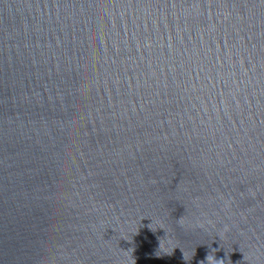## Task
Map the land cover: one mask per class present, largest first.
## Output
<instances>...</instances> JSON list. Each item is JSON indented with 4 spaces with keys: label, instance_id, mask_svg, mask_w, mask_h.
Segmentation results:
<instances>
[{
    "label": "water",
    "instance_id": "water-1",
    "mask_svg": "<svg viewBox=\"0 0 264 264\" xmlns=\"http://www.w3.org/2000/svg\"><path fill=\"white\" fill-rule=\"evenodd\" d=\"M264 264V0H0V264Z\"/></svg>",
    "mask_w": 264,
    "mask_h": 264
},
{
    "label": "clouds",
    "instance_id": "clouds-1",
    "mask_svg": "<svg viewBox=\"0 0 264 264\" xmlns=\"http://www.w3.org/2000/svg\"><path fill=\"white\" fill-rule=\"evenodd\" d=\"M221 264H222V261H221Z\"/></svg>",
    "mask_w": 264,
    "mask_h": 264
}]
</instances>
